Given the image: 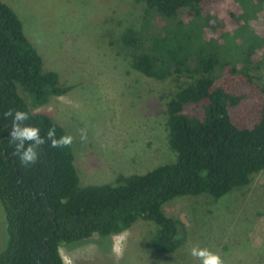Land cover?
<instances>
[{
	"label": "trees",
	"instance_id": "trees-1",
	"mask_svg": "<svg viewBox=\"0 0 264 264\" xmlns=\"http://www.w3.org/2000/svg\"><path fill=\"white\" fill-rule=\"evenodd\" d=\"M135 1L172 22L149 45L132 29L121 40L135 72L177 84L163 110L176 157L89 186H81L64 129L32 110L73 88L44 69L0 1V226L7 236L0 264H64L61 248L94 235L107 245L140 221L155 227L150 248L173 254L186 230L165 214L168 203L222 200L264 170V0Z\"/></svg>",
	"mask_w": 264,
	"mask_h": 264
},
{
	"label": "rangeland",
	"instance_id": "rangeland-1",
	"mask_svg": "<svg viewBox=\"0 0 264 264\" xmlns=\"http://www.w3.org/2000/svg\"><path fill=\"white\" fill-rule=\"evenodd\" d=\"M0 1L22 23L44 69L73 88L32 110L64 129L81 186L105 184L175 160L163 110L177 84L172 77L156 81L135 72L133 52L121 40L132 29L142 32L149 45L172 22L146 12L135 0ZM249 26V31L255 29ZM164 212L185 226L186 241L175 253L154 252L155 227L140 221L107 245L94 235L61 248L64 264H264V170L248 187L222 200L180 198ZM6 240L0 226V251Z\"/></svg>",
	"mask_w": 264,
	"mask_h": 264
}]
</instances>
